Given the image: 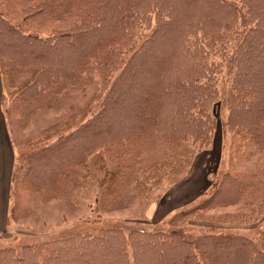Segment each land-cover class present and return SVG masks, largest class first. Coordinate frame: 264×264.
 <instances>
[{
  "label": "trees",
  "instance_id": "obj_1",
  "mask_svg": "<svg viewBox=\"0 0 264 264\" xmlns=\"http://www.w3.org/2000/svg\"><path fill=\"white\" fill-rule=\"evenodd\" d=\"M63 1H39L24 8V16L19 12L4 13L0 8V71L4 88L15 83V76L10 79L13 68L27 71V78L18 83L14 93L25 104L34 105L58 92L63 79L73 81L96 55L105 75L119 70L120 74L102 113L90 126L98 129L91 139L70 151L66 143L79 135L78 128L43 147L31 148L23 157L18 171L28 185L57 190L60 174L68 164L81 163L80 159L96 148L107 149L109 136L104 139L103 135L117 129L131 131L121 139L125 142L151 133L174 146L189 140L199 148L209 145L211 138L204 139L205 143L200 140L208 134L211 137L213 129H209V124L214 122L212 105L219 97V81L208 57L233 64L229 119L235 127L252 131L260 152H264V0H100L95 5L79 0L88 1V6L81 22L73 28L38 34L28 27L34 19L55 17L54 11ZM17 15L20 21L15 20ZM76 44L82 48L75 49ZM125 100H129L128 104ZM164 108L168 110L165 116ZM120 122L128 125L116 128ZM106 123H113L114 128H99ZM156 126L172 129L160 132ZM58 132L45 138L49 140ZM73 158L75 161L70 162ZM41 163L47 169L42 173L36 171ZM115 178L113 175L110 181L115 182ZM197 209L203 210L204 204L178 216L186 219ZM115 231L104 229L98 236L78 235L61 243L31 245L19 251L1 250L0 264H60L57 258L68 256L67 252L78 247L83 251L74 250V259L67 258L70 264H132L127 258L128 244L138 260L136 264H159V260L160 264H264V251L247 237L210 232L188 240L174 229L167 234L133 229L128 243L108 245L115 251L116 259L107 261L100 252L106 253L108 248L100 244L108 243ZM135 242L139 247H135ZM168 251L179 254L169 256Z\"/></svg>",
  "mask_w": 264,
  "mask_h": 264
},
{
  "label": "rangeland",
  "instance_id": "obj_2",
  "mask_svg": "<svg viewBox=\"0 0 264 264\" xmlns=\"http://www.w3.org/2000/svg\"><path fill=\"white\" fill-rule=\"evenodd\" d=\"M39 1L42 0H0V8L4 13L19 12L24 16V8ZM98 1L89 0L91 5ZM87 3L64 0L54 11L55 17L34 19L27 26L38 34L71 29L86 14ZM20 15L15 20L20 21ZM80 47L76 44L75 49ZM98 59V55L92 56L86 69L73 81L63 79L58 92L31 106L14 93L18 83L27 78V71L13 68L10 79L15 76V83L8 88H4L0 71V251L61 243L78 235L94 237L104 229L116 230L108 243L100 244L105 248L128 243L133 229L166 234L174 229L188 240L210 232L233 233L251 239L264 251V152H260L252 131L235 127L229 119L230 79L235 72L231 62L222 64L208 57L219 81V97L212 105L214 122L210 119L209 124V129H213L211 137L208 134L200 140L205 143L204 139L211 138L209 145L202 144L199 148L189 140L174 146L151 133L125 142L121 139L131 131L117 129L104 133V139L109 136L107 149L91 150L79 164L73 162L75 158L70 160L73 164H68L60 174L57 190L45 191L23 181L18 168L31 148L43 147L79 128V135L66 143L70 151H75L78 143L91 139L98 130L90 126L102 113L120 74L119 70L105 75ZM128 101L125 100L127 104ZM163 110L165 116L168 110ZM86 123L91 124L83 126ZM115 125L120 128L128 124ZM113 126L106 123L99 128L108 130ZM157 129L168 132L172 126ZM56 132L49 140L45 138ZM37 169L41 173L47 171L42 163ZM56 173L59 174V169ZM113 175L115 182L110 181ZM201 204L204 209L193 211L186 219L178 216ZM134 245L139 247L138 242ZM78 248L57 258L60 264H70L67 258L74 259L75 251H83ZM127 249L128 260L136 264L138 260L129 244ZM160 252L159 257L163 250ZM114 253L109 247L108 252L100 255L113 261Z\"/></svg>",
  "mask_w": 264,
  "mask_h": 264
}]
</instances>
